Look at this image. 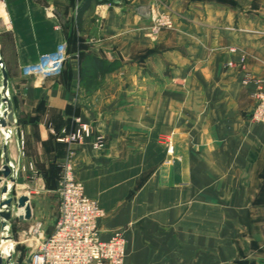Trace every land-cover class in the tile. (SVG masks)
<instances>
[{
	"label": "crops",
	"instance_id": "crops-1",
	"mask_svg": "<svg viewBox=\"0 0 264 264\" xmlns=\"http://www.w3.org/2000/svg\"><path fill=\"white\" fill-rule=\"evenodd\" d=\"M160 11L174 27L155 35ZM62 43L60 75H23ZM0 58L15 117L10 195L32 209L21 219L14 208L5 259L28 264L54 231L69 150L58 135L80 116L92 135L73 146L76 177L105 212L103 236L125 230L128 264H264V124L252 119L257 85L245 82L264 76V0H3Z\"/></svg>",
	"mask_w": 264,
	"mask_h": 264
},
{
	"label": "built area",
	"instance_id": "built-area-1",
	"mask_svg": "<svg viewBox=\"0 0 264 264\" xmlns=\"http://www.w3.org/2000/svg\"><path fill=\"white\" fill-rule=\"evenodd\" d=\"M3 0H0V3ZM144 9H140L142 11ZM156 25L155 35L161 25L168 23V16L153 17ZM67 44H60L54 52L42 56L37 62L27 65L22 73L25 77L35 78L38 83L60 75L68 61ZM233 65V62H229ZM252 93L255 100L252 119L264 124V80ZM74 128L58 135V140L66 142L68 153L62 164L57 187L59 196V217L54 231L40 238L28 264H124L126 256V232L124 229L111 231L107 237L100 230V220L105 216L97 201L85 194V188L75 173L76 150L74 144L83 142L92 135V125L75 116ZM55 133V131L52 129ZM104 145L99 136L95 148ZM173 153V146H169Z\"/></svg>",
	"mask_w": 264,
	"mask_h": 264
},
{
	"label": "water",
	"instance_id": "water-1",
	"mask_svg": "<svg viewBox=\"0 0 264 264\" xmlns=\"http://www.w3.org/2000/svg\"><path fill=\"white\" fill-rule=\"evenodd\" d=\"M0 133L5 135L4 144L2 147V157L4 164L0 168V248L6 241L12 239L7 233L8 223L12 220L13 210L15 207L23 209L24 214L20 216L21 219H30L32 217V209L30 204V197L26 194L22 196H13L12 186L18 182V171L12 165L8 155V141L10 133L6 130L9 126L15 123V117L12 107V99L9 90L8 73L5 69L3 60L0 58ZM5 181V183H3ZM12 253L8 258H4L0 254V264H12ZM31 258L28 260L30 263ZM15 264H20L17 261Z\"/></svg>",
	"mask_w": 264,
	"mask_h": 264
},
{
	"label": "rangeland",
	"instance_id": "rangeland-1",
	"mask_svg": "<svg viewBox=\"0 0 264 264\" xmlns=\"http://www.w3.org/2000/svg\"><path fill=\"white\" fill-rule=\"evenodd\" d=\"M141 8L144 9V10L140 11ZM145 9H146V7L144 5H139L138 8H137L138 13L141 14V16H143V15L145 16L146 15V12H145L146 10ZM155 16H160V17H162V16H168V18L170 19V21L168 23H165L164 25H161L160 30L158 31V33L156 35H158L162 31L169 30V29H173V27H174V19H173V16L169 12L160 11V12H157L155 15H152V26H151V30L153 31V33H154V27L156 25V23H155V21L153 19V17H155ZM239 51L241 53V61L239 62V66H244L245 63H246V59H247V54L245 53V51L242 50V49H240V48H238V47H236V46H232V47L229 48V52L230 53H237ZM229 62H233V65H229ZM229 62L226 63L227 67H234L236 65V63L234 61H229ZM259 80H264V76L258 77V78H254V77H251V76H247L245 78V82H247V83L254 82L257 85V88L260 85V84L257 83V81H259ZM261 85L264 86V83H262ZM153 171H154V169L145 172L144 181H147L148 179H150ZM60 175H61V169L58 172L59 178H60ZM0 176H1V174H0ZM15 195H16V193H15ZM52 202H53V204L54 203L57 204V196H56L55 193H51V203ZM126 239H127V241H126V256H125V262H124V264H128L127 263V260H128L130 254H131V250L129 249V240H128L127 236H126Z\"/></svg>",
	"mask_w": 264,
	"mask_h": 264
},
{
	"label": "bare ground",
	"instance_id": "bare-ground-1",
	"mask_svg": "<svg viewBox=\"0 0 264 264\" xmlns=\"http://www.w3.org/2000/svg\"><path fill=\"white\" fill-rule=\"evenodd\" d=\"M6 252V251H5Z\"/></svg>",
	"mask_w": 264,
	"mask_h": 264
}]
</instances>
